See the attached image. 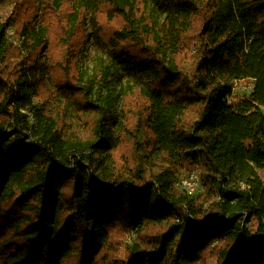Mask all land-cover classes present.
Listing matches in <instances>:
<instances>
[{
	"label": "trees",
	"instance_id": "obj_1",
	"mask_svg": "<svg viewBox=\"0 0 264 264\" xmlns=\"http://www.w3.org/2000/svg\"><path fill=\"white\" fill-rule=\"evenodd\" d=\"M49 1L56 13L72 7L71 28L90 11L101 45L100 6L125 21L105 45L140 78L132 89L145 105L134 133L118 129L159 164L133 169L115 155L117 70L69 88L100 116L83 140L40 95L47 28L0 22V264H200L207 253L212 264H264V0ZM189 45L185 65L176 57ZM238 82L252 87L235 94ZM182 172L199 174L201 195L177 193ZM127 234L136 239L124 246Z\"/></svg>",
	"mask_w": 264,
	"mask_h": 264
},
{
	"label": "rangeland",
	"instance_id": "obj_2",
	"mask_svg": "<svg viewBox=\"0 0 264 264\" xmlns=\"http://www.w3.org/2000/svg\"><path fill=\"white\" fill-rule=\"evenodd\" d=\"M71 9L72 7L66 4L61 12L56 13L51 8L49 0H0V22H6L12 16V18L16 17L18 25L26 23V25L30 24V28H39L40 26L47 28L48 48L36 55L42 73L40 79L42 92L40 91V95L44 97V100H41L47 101V107L58 120L63 131L65 129L66 132H74L83 140L94 137V127L100 116L85 111L86 109L81 107L83 105L81 98L70 94L69 88L73 85L74 87L77 86L79 74L99 80L102 77L103 66H111L123 76L118 86L114 84L112 86L116 103L112 109L110 123L118 141L117 144H120L115 150V155L117 158L120 156L128 157L130 163L134 162L133 169L141 167L148 171L146 166L151 161L149 158H143V147L137 148L129 139L126 141L125 135H128V132L125 134L124 131L120 132L118 129V124L122 121L127 129L134 133L138 122L141 120L140 110L145 104L140 93L132 89L134 84L140 81V78L124 66L117 65V60L114 59L105 45L115 31L125 27V21L116 14L111 18L109 6L101 5L98 22L102 27L101 37L105 41L101 45L90 38L94 32L91 12H82L79 20L71 28L66 17L67 13L72 11ZM8 37L22 54H26L25 41L14 27L8 31ZM122 46L128 47L133 53H141L140 47L136 43L128 42ZM190 47V45L187 46L185 51L176 57L178 62L185 63V65L189 64L195 54ZM251 87L247 82H238L235 84L234 93L249 91ZM88 154L89 152L85 155ZM152 159L151 166L159 164L157 159ZM84 164L88 165L85 162ZM259 174L264 177V171H260ZM187 175H189L187 172H182L175 181L174 187L179 194L185 193L181 180ZM199 189L195 194L196 196L201 195ZM134 239H136L134 235L133 237L128 234L124 235L123 245L131 243ZM205 257L206 259L200 264H212L214 260L209 258L208 253Z\"/></svg>",
	"mask_w": 264,
	"mask_h": 264
},
{
	"label": "built area",
	"instance_id": "obj_3",
	"mask_svg": "<svg viewBox=\"0 0 264 264\" xmlns=\"http://www.w3.org/2000/svg\"><path fill=\"white\" fill-rule=\"evenodd\" d=\"M181 185L186 194L192 196L196 194L200 187V177L199 174L193 172L187 176H184L181 180Z\"/></svg>",
	"mask_w": 264,
	"mask_h": 264
}]
</instances>
